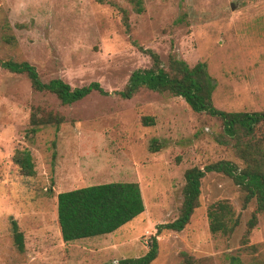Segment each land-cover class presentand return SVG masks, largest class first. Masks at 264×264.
<instances>
[{"label": "rangeland", "instance_id": "374dc122", "mask_svg": "<svg viewBox=\"0 0 264 264\" xmlns=\"http://www.w3.org/2000/svg\"><path fill=\"white\" fill-rule=\"evenodd\" d=\"M134 1L0 0V60L27 62L43 83L60 79L74 89L95 82L106 92L62 105L34 92L25 75L0 68V264H118L144 255L151 237L158 243L151 264H177L182 252L196 264H264V213L243 241L255 204L243 209L239 189L223 174L202 179L198 207L182 231L157 233L179 215L187 169L242 163L216 141L220 122L192 112L182 98L144 87L129 99L118 95L132 72L151 67L150 50L165 68L169 56L189 67L206 64L216 109L264 111V0H140V12ZM35 108L64 121L32 136ZM146 116L153 126L141 124ZM24 149L34 164L30 177L13 162ZM112 182L137 183L144 212L115 233L64 243L57 195ZM220 200L240 219L228 238L208 229V206ZM12 222L23 236L21 251Z\"/></svg>", "mask_w": 264, "mask_h": 264}, {"label": "trees", "instance_id": "16d2710c", "mask_svg": "<svg viewBox=\"0 0 264 264\" xmlns=\"http://www.w3.org/2000/svg\"><path fill=\"white\" fill-rule=\"evenodd\" d=\"M136 11H141L140 0H135ZM127 27L126 17H123ZM151 67L132 72L129 80L118 95L131 98L138 89L144 87L152 92L167 93L182 98L196 114H206L221 124L222 131L216 141L232 149L242 167L220 161L204 166L192 167L184 174L182 203L178 217L167 224L157 226V233L163 231L180 232L189 223L194 210L198 207L201 181L206 174L218 173L229 178L242 195V208L251 202L255 208L245 224L243 241L257 225L258 215L264 213V111L228 113L216 109L212 104L215 81L209 76L206 64L197 63L189 67L183 60L169 56L166 68L159 56L145 50ZM0 68L14 74L25 75L34 92H47L55 95L62 105H70L83 100L92 92L106 94L98 83L72 89L60 79L41 82L36 69L27 62L0 60ZM64 118L61 114L35 108L29 116L28 133L34 136L40 128H58ZM143 126H153V117H142ZM160 144L156 139L150 141L149 150L156 152ZM13 162L21 175H34V164L27 149L17 150ZM57 200V222L64 243L91 239L115 233L144 212L141 191L137 183L112 182L61 192ZM208 229L212 235L231 237L238 228L240 219L226 200L217 201L207 209ZM13 241L18 251L23 248V236L12 222ZM158 243L151 237L147 252L137 258L120 260L118 264H151L157 257ZM177 264H196L197 261L185 252L180 253ZM232 264H240L235 259Z\"/></svg>", "mask_w": 264, "mask_h": 264}, {"label": "water", "instance_id": "95a60500", "mask_svg": "<svg viewBox=\"0 0 264 264\" xmlns=\"http://www.w3.org/2000/svg\"><path fill=\"white\" fill-rule=\"evenodd\" d=\"M231 10H233V7L231 6Z\"/></svg>", "mask_w": 264, "mask_h": 264}]
</instances>
